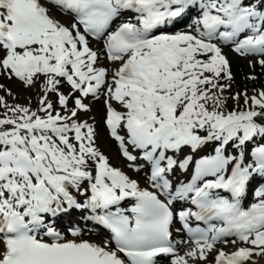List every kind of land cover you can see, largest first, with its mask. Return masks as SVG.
<instances>
[{
  "label": "snow or ice",
  "instance_id": "6c2138e0",
  "mask_svg": "<svg viewBox=\"0 0 264 264\" xmlns=\"http://www.w3.org/2000/svg\"><path fill=\"white\" fill-rule=\"evenodd\" d=\"M262 76L264 0H0V264H264Z\"/></svg>",
  "mask_w": 264,
  "mask_h": 264
},
{
  "label": "trees",
  "instance_id": "16d2710c",
  "mask_svg": "<svg viewBox=\"0 0 264 264\" xmlns=\"http://www.w3.org/2000/svg\"><path fill=\"white\" fill-rule=\"evenodd\" d=\"M234 71L236 72V79H237V84L240 86H243L245 83L248 84V87L251 88L253 87V83L252 82H246L242 79V76L244 73H247L245 66L241 63H234ZM260 82L257 83V85Z\"/></svg>",
  "mask_w": 264,
  "mask_h": 264
},
{
  "label": "rangeland",
  "instance_id": "374dc122",
  "mask_svg": "<svg viewBox=\"0 0 264 264\" xmlns=\"http://www.w3.org/2000/svg\"><path fill=\"white\" fill-rule=\"evenodd\" d=\"M230 57L234 60L235 59V57H232V55H230ZM245 64H246V62H245ZM246 67H247V65H246ZM0 82H4V83H9V84H11V82H8V81H0ZM11 86L12 87H16L14 84H11Z\"/></svg>",
  "mask_w": 264,
  "mask_h": 264
}]
</instances>
